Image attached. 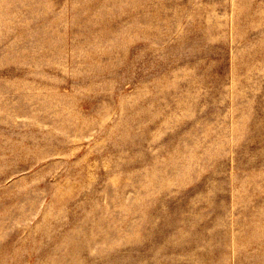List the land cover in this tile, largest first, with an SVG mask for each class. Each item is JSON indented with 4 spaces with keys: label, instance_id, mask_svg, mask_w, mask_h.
<instances>
[{
    "label": "rangeland",
    "instance_id": "374dc122",
    "mask_svg": "<svg viewBox=\"0 0 264 264\" xmlns=\"http://www.w3.org/2000/svg\"><path fill=\"white\" fill-rule=\"evenodd\" d=\"M0 264H264V0H0Z\"/></svg>",
    "mask_w": 264,
    "mask_h": 264
}]
</instances>
